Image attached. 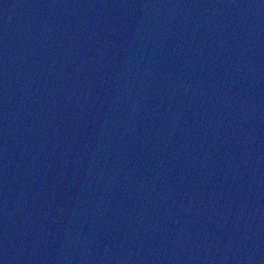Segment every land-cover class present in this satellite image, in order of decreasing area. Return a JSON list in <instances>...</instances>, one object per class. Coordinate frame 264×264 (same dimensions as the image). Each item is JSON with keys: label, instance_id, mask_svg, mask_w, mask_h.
Masks as SVG:
<instances>
[{"label": "water", "instance_id": "water-1", "mask_svg": "<svg viewBox=\"0 0 264 264\" xmlns=\"http://www.w3.org/2000/svg\"><path fill=\"white\" fill-rule=\"evenodd\" d=\"M0 264H264V0H0Z\"/></svg>", "mask_w": 264, "mask_h": 264}]
</instances>
